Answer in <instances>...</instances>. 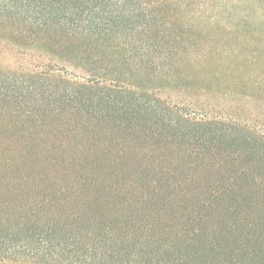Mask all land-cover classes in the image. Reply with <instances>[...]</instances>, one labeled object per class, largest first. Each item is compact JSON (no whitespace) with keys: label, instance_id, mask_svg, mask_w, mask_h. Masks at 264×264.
Here are the masks:
<instances>
[{"label":"rangeland","instance_id":"374dc122","mask_svg":"<svg viewBox=\"0 0 264 264\" xmlns=\"http://www.w3.org/2000/svg\"><path fill=\"white\" fill-rule=\"evenodd\" d=\"M19 2L0 224L62 231L49 264H264V0Z\"/></svg>","mask_w":264,"mask_h":264},{"label":"trees","instance_id":"16d2710c","mask_svg":"<svg viewBox=\"0 0 264 264\" xmlns=\"http://www.w3.org/2000/svg\"><path fill=\"white\" fill-rule=\"evenodd\" d=\"M19 3H21L19 2V0H2L0 1V7L6 8L9 6H12L16 8L17 5H19ZM27 223H30V222H27ZM57 224L58 225H56L55 228H58L59 224H62V223L58 222ZM17 228L18 230H16ZM37 229L39 228L25 227V222L24 223L18 222L17 225H13V227L12 226L4 227V225H2L1 223L0 224V246H1L0 251L1 250L2 251L0 252V254L4 253L3 252V248H5L4 245H8L10 252L13 253L10 256L13 257L14 255H18V254L21 255L22 256L21 261L23 262L22 264H26L28 262L33 263V264H49V263L59 262L60 260H63L62 258L64 256L68 255L69 253L71 254L73 253V251L70 250V247L67 244H65L66 242H65V239L63 238L62 231L60 230L55 231L54 229L52 230L50 228L48 229V231H37ZM88 233L90 232L87 231V234ZM74 235L75 234L72 233V236ZM36 236H39V237L36 239L35 238ZM64 236H66V234ZM69 239L70 241L74 242L73 237L70 238L69 236ZM74 239H78V237L76 236L74 237ZM56 241L57 242L63 241L64 243L61 246H59V244H56ZM71 245H74V244H71ZM94 245L92 247L95 251V248L98 247V244L94 243ZM140 253H137L138 256L137 254H135L136 256L133 255L136 257L134 258L133 264H153L149 256H147V259H144V257L142 256L140 257L139 255ZM151 256L154 259L156 258L157 260L156 264H162V263L165 264L161 259H159V257L163 258L162 257L163 255L161 253H158V252L157 254L152 253ZM2 258L3 260L0 259V264H5L4 261L6 260L7 257L5 256ZM8 259H10V257H8ZM90 261H93L92 258L90 259ZM89 264H96V263L90 262Z\"/></svg>","mask_w":264,"mask_h":264}]
</instances>
